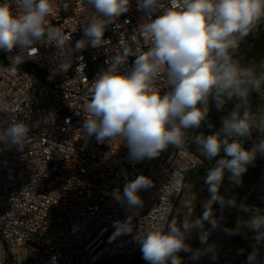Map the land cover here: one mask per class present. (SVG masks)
<instances>
[{
    "label": "clouds",
    "instance_id": "9594fccd",
    "mask_svg": "<svg viewBox=\"0 0 264 264\" xmlns=\"http://www.w3.org/2000/svg\"><path fill=\"white\" fill-rule=\"evenodd\" d=\"M54 3L55 0H17L19 10L15 11L8 0H0V49L11 51L16 46L32 49L34 43L44 40L55 43L62 51L71 37L49 24ZM87 3L94 11L86 18L83 38L72 46L73 52L89 45L98 48L109 44L110 40L105 39L106 28L115 24L130 6V0H87ZM137 8L147 14L148 22L141 31L151 44L145 51L125 47L97 75L91 97L83 106L86 112L83 135L95 136L98 142L123 138L132 161L156 158L169 145L182 149L189 142L198 145L206 159L215 161L204 179L209 197L202 202V215L193 218V202L185 201L187 212L181 221L172 219L166 226L137 233L143 259L149 264H182L179 255L182 251L190 253L194 261L205 255L215 259V245L208 243L211 231L220 226L214 204L221 210L228 207L250 213L243 227L255 233L256 244L264 242V209L252 208L238 203L235 197L221 194L226 178L231 185H240L257 155L264 156V104L253 109L250 101L253 91L264 99V61L259 66L245 65L238 57L241 42L264 21V0H167V3L137 0ZM154 13L159 15L152 19ZM129 56H135L134 64L122 72L120 66ZM22 62L20 55L14 57L10 69L14 72ZM69 67L66 61L60 65L63 71ZM162 69L166 84L171 86L163 95L155 87ZM210 100L217 111L223 110L228 101L236 103L222 118L218 130L190 135V130L213 127L208 120ZM9 109L0 99V113ZM29 131L22 121L0 120V142L7 146L22 149ZM254 132L261 138L245 148ZM170 183L176 191L192 190V185L176 172ZM153 186L150 177L139 175L124 185L123 193L116 189L112 196L121 206L138 210L144 204L138 193ZM131 222V216L123 222L115 221L112 239L131 233ZM205 222L211 225L210 229H205ZM193 231L199 233L205 247L193 249L186 243ZM225 231L238 234L235 229ZM55 262L53 257L52 264ZM247 264H257L254 252L249 253Z\"/></svg>",
    "mask_w": 264,
    "mask_h": 264
},
{
    "label": "built area",
    "instance_id": "2783aa9c",
    "mask_svg": "<svg viewBox=\"0 0 264 264\" xmlns=\"http://www.w3.org/2000/svg\"><path fill=\"white\" fill-rule=\"evenodd\" d=\"M8 2L19 10L17 0ZM93 11L87 0H55L48 22L71 37L62 51L44 40L32 49H0V99L10 106L0 120L22 121L30 128L22 149L0 142V264H52L53 257L55 264L131 262L137 254L143 258L137 233L166 226L183 192L170 183L173 173L185 181L189 172L205 164L191 142L182 149L169 145L156 158L132 161L123 138L98 142L83 135V106L97 75L125 47L145 51L151 44L141 31L147 14L137 8V0H130L129 11L106 28L109 44L73 52ZM18 55L23 62L13 72L12 59ZM63 61L70 65L67 71L60 68ZM134 61L129 56L120 70H130ZM25 63L41 72L43 82L16 70ZM164 71L155 84L161 95L171 89ZM139 175L150 177L154 186L138 193L143 207L130 210L112 193H123L124 185ZM130 216L132 232L112 239L114 222ZM249 216L245 213V220ZM246 230L252 245L264 244H256L255 233Z\"/></svg>",
    "mask_w": 264,
    "mask_h": 264
},
{
    "label": "trees",
    "instance_id": "16d2710c",
    "mask_svg": "<svg viewBox=\"0 0 264 264\" xmlns=\"http://www.w3.org/2000/svg\"><path fill=\"white\" fill-rule=\"evenodd\" d=\"M260 27L254 34V40L253 42H262L264 44V34L260 31ZM250 51H247L244 55H241L239 58H241L242 64H247V61L249 60ZM262 59L259 60V64ZM259 66V65H258ZM19 72H29L33 74L35 77H37L41 82H43V76L39 70H37L34 66H32L30 63H25L21 66H19L17 69ZM253 109L256 108V104L251 102ZM264 104V102H263ZM235 103L233 100L226 102L224 110L217 111L215 108L214 102L210 100V111L208 115V120L213 125L211 129L206 127H201L200 129L193 130V132H205V134H210L211 132H214L218 130L222 123V118L226 115H228L227 111L231 112V110L234 108ZM194 144V143H193ZM252 146V143L245 144V148H250ZM224 153L222 152L221 155ZM214 166V160H209L208 162H205L203 166L198 168L195 171H191L186 175L185 183H189L193 179V173L197 174V172H201L204 175V179L206 177L207 171ZM264 185V156L258 155L254 164L248 166L247 171L242 176V182L240 185L237 186L236 191L234 193V196L238 203H240L241 199H243L245 196H247L245 202L249 200V204H253L254 197H255V190L259 188L261 189V186ZM234 185H231L227 178L225 179V183L221 188V194H226L227 196L230 195L232 188ZM198 185H192L193 190H198ZM264 189V188H262ZM185 192V190H183ZM182 192V193H183ZM251 196V198H250ZM250 198V199H249ZM226 208V209H225ZM223 210L220 209L218 204L213 205V211L216 218L219 220V228L223 234H225L228 237V240L231 243V250L225 245L222 244L221 246H218L217 253L225 259V261H228L229 264H244L243 255L248 257L249 253H251V250L253 247H256L258 252L262 254V250L260 248V245L252 246L251 244L247 245L246 243H242V235L236 234L231 235L225 229H235V222L237 219L238 214L240 213V224L242 226L244 235L249 239V233L247 232L246 228L243 227L244 221H245V212L244 215L241 216V211H239L237 208H228L225 207ZM234 241H236L242 252H239L238 249L234 245ZM223 260V259H221ZM221 260H215L211 259L209 255H205L203 257V262L205 264H220L222 263ZM258 264H261L260 258L258 257ZM146 260L142 258L141 254H137L134 259L131 262H123L121 260L113 259V260H105L99 264H146Z\"/></svg>",
    "mask_w": 264,
    "mask_h": 264
},
{
    "label": "rangeland",
    "instance_id": "374dc122",
    "mask_svg": "<svg viewBox=\"0 0 264 264\" xmlns=\"http://www.w3.org/2000/svg\"><path fill=\"white\" fill-rule=\"evenodd\" d=\"M260 26H261L260 31L262 32V30H264V21L260 22ZM254 34H255V32L253 34H250L248 37L245 38L244 41L241 42L240 49L238 52V57H240L241 55H244L247 51H250L249 54L251 57L247 61L246 65L258 66L260 59H262L261 61H264V44L262 42H257V43L253 42ZM250 101L255 103L256 107H257L258 105L263 104L264 99L261 98L259 93H254V91H253L250 93ZM233 102L236 103L235 100H233ZM224 109H226V108H224ZM227 113L229 114L230 112L227 111ZM260 138H261L260 135L256 132H254L250 141L246 142L245 144H248L249 142L253 143V141L258 140ZM194 150H195L196 154L204 160V162L209 161L208 159H206L203 156L198 145L194 144ZM223 155H221V156H223ZM214 165H215V161H214ZM262 188H264V185L261 186L260 190H259V188H257L255 190V197H254L253 204L260 205V206L264 205V189H262ZM206 193L207 192L204 193L203 191H200L198 194H195L194 192H191V191L183 192L181 194L178 202H177V205H176L175 210L173 212L172 219H176L177 221H181L183 219L184 215L187 212V209L184 207V202L189 201V200L193 202V206L195 207L193 218H196V217H199L200 215H202V213L204 211V209L202 207V202L208 198L206 196L207 195ZM246 198H247V196H245L243 199H241L240 202L245 203ZM239 217H240V213L238 214L236 222H235V230L239 234L242 235V237H243L242 243L243 244L246 243L247 245H249L251 243H250L249 239L244 235L245 233L243 232ZM210 228H211V225L208 224L207 222H205V229H210ZM186 243H188L191 247H194L195 249L206 246V245L201 244V242L199 240V233L196 231H193L191 233V235H190L189 239L186 241ZM208 243L215 245V249H216L215 260L223 259V260H221L222 263H220V264H229L228 261H225V259L223 257L221 258V256L217 253L218 246H221L222 244H225L230 250L232 247L230 241L228 240V237L221 232L219 227L211 231ZM260 248L262 250V254H260L258 252L256 247H253L251 252H254L257 256V259H258V257L260 258L261 264H264V244H261ZM181 256H182V262L184 264H205L203 262L204 256H202L199 260H196V261L192 260L191 255H189L188 253H183V254H181ZM146 264H149V262H146ZM257 264H258V260H257Z\"/></svg>",
    "mask_w": 264,
    "mask_h": 264
},
{
    "label": "crops",
    "instance_id": "0c3cea01",
    "mask_svg": "<svg viewBox=\"0 0 264 264\" xmlns=\"http://www.w3.org/2000/svg\"><path fill=\"white\" fill-rule=\"evenodd\" d=\"M254 93H257V92H254ZM248 141H250V139ZM248 141H246V142H248ZM192 175H193V179L189 183L191 185H198L199 189L198 190H193L192 189L191 192H194L195 194H198L200 191H203L204 193L207 192L206 196L209 197L207 186L204 184V175L201 172H197V174L193 173Z\"/></svg>",
    "mask_w": 264,
    "mask_h": 264
},
{
    "label": "water",
    "instance_id": "95a60500",
    "mask_svg": "<svg viewBox=\"0 0 264 264\" xmlns=\"http://www.w3.org/2000/svg\"><path fill=\"white\" fill-rule=\"evenodd\" d=\"M258 155H259V154H258ZM258 155H257V156H258ZM236 188H237V186L234 185L233 188H232V191H231V193H230L229 196H231V197L234 196V193H235V191H236ZM250 198H251V196H250ZM250 198H249V199H250ZM248 203H249V200H248L247 202H245L244 204L248 205ZM225 209H226V208H225ZM225 209H224V210H225ZM243 215H244V212H241V216H243ZM234 245H235V247L238 249L239 252H242L241 249H240L239 244H238L236 241H234ZM183 253H185V252L182 251V252L179 253L180 257H182L181 254H183ZM243 259H244V264H247V257L243 255ZM182 264H184V263L182 262Z\"/></svg>",
    "mask_w": 264,
    "mask_h": 264
},
{
    "label": "flooded vegetation",
    "instance_id": "af4514ba",
    "mask_svg": "<svg viewBox=\"0 0 264 264\" xmlns=\"http://www.w3.org/2000/svg\"><path fill=\"white\" fill-rule=\"evenodd\" d=\"M252 245V244H251ZM252 246H254V245H252ZM193 249H195L194 247H192ZM189 255H191L190 253H188Z\"/></svg>",
    "mask_w": 264,
    "mask_h": 264
}]
</instances>
